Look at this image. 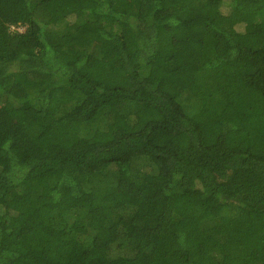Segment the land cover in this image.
<instances>
[{
	"label": "trees",
	"instance_id": "16d2710c",
	"mask_svg": "<svg viewBox=\"0 0 264 264\" xmlns=\"http://www.w3.org/2000/svg\"><path fill=\"white\" fill-rule=\"evenodd\" d=\"M0 264H264V0H0Z\"/></svg>",
	"mask_w": 264,
	"mask_h": 264
},
{
	"label": "rangeland",
	"instance_id": "374dc122",
	"mask_svg": "<svg viewBox=\"0 0 264 264\" xmlns=\"http://www.w3.org/2000/svg\"><path fill=\"white\" fill-rule=\"evenodd\" d=\"M24 27H19V28H15L14 30H16V31H20V32H23L24 31Z\"/></svg>",
	"mask_w": 264,
	"mask_h": 264
}]
</instances>
